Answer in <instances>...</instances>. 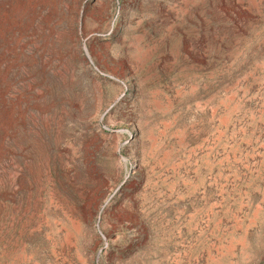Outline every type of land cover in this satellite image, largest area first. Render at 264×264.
<instances>
[{"label":"rangeland","instance_id":"rangeland-1","mask_svg":"<svg viewBox=\"0 0 264 264\" xmlns=\"http://www.w3.org/2000/svg\"><path fill=\"white\" fill-rule=\"evenodd\" d=\"M0 264H264V0H0Z\"/></svg>","mask_w":264,"mask_h":264}]
</instances>
